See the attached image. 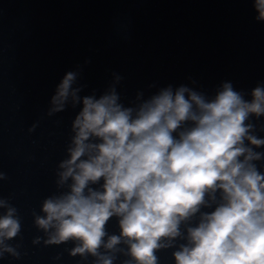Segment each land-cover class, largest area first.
<instances>
[{
	"label": "clouds",
	"instance_id": "1",
	"mask_svg": "<svg viewBox=\"0 0 264 264\" xmlns=\"http://www.w3.org/2000/svg\"><path fill=\"white\" fill-rule=\"evenodd\" d=\"M252 7L264 22V0ZM78 77L65 73L49 101V115L79 111L55 174L62 191L33 214L43 245L71 242L68 255L92 264H159L163 249L171 264H264V127L253 123L264 119V83L248 98L231 81L211 97L169 85L125 106L119 75L99 97L81 96ZM21 227L0 198V259L19 257L9 241Z\"/></svg>",
	"mask_w": 264,
	"mask_h": 264
},
{
	"label": "water",
	"instance_id": "2",
	"mask_svg": "<svg viewBox=\"0 0 264 264\" xmlns=\"http://www.w3.org/2000/svg\"><path fill=\"white\" fill-rule=\"evenodd\" d=\"M255 17L252 0H0V198L22 224L9 241L19 257L0 264H92L68 255L71 242L44 246L33 225L41 202L62 191L55 174L79 111L49 115L65 73L79 70V94L97 97L119 75L125 106L169 85L211 97L226 81L248 98L264 83V22ZM106 228L118 232L114 218ZM172 250L158 253L159 264H171Z\"/></svg>",
	"mask_w": 264,
	"mask_h": 264
}]
</instances>
